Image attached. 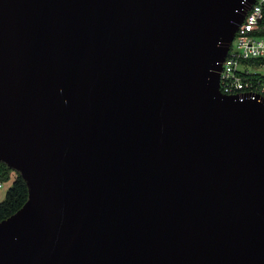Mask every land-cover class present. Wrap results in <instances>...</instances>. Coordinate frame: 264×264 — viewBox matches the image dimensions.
Segmentation results:
<instances>
[{
	"label": "water",
	"instance_id": "obj_1",
	"mask_svg": "<svg viewBox=\"0 0 264 264\" xmlns=\"http://www.w3.org/2000/svg\"><path fill=\"white\" fill-rule=\"evenodd\" d=\"M257 0H0V264H264V105L220 89Z\"/></svg>",
	"mask_w": 264,
	"mask_h": 264
},
{
	"label": "built area",
	"instance_id": "obj_2",
	"mask_svg": "<svg viewBox=\"0 0 264 264\" xmlns=\"http://www.w3.org/2000/svg\"><path fill=\"white\" fill-rule=\"evenodd\" d=\"M263 8L264 0H257L247 12L223 64L220 89L240 101L264 105V66L248 64L251 60L264 59Z\"/></svg>",
	"mask_w": 264,
	"mask_h": 264
},
{
	"label": "trees",
	"instance_id": "obj_3",
	"mask_svg": "<svg viewBox=\"0 0 264 264\" xmlns=\"http://www.w3.org/2000/svg\"><path fill=\"white\" fill-rule=\"evenodd\" d=\"M248 64L256 67L260 65L264 66V59L251 60L248 61ZM13 173H16L17 176L13 180L12 186L7 192L4 201L0 203V222L17 212L28 200L29 189L26 181L19 173L9 168L5 163L0 162V183L11 181Z\"/></svg>",
	"mask_w": 264,
	"mask_h": 264
},
{
	"label": "rangeland",
	"instance_id": "obj_4",
	"mask_svg": "<svg viewBox=\"0 0 264 264\" xmlns=\"http://www.w3.org/2000/svg\"><path fill=\"white\" fill-rule=\"evenodd\" d=\"M16 173H13L11 181L7 183H0L2 186H0V203H2L5 199V196L7 192L9 191L10 187L12 186L13 180L16 177Z\"/></svg>",
	"mask_w": 264,
	"mask_h": 264
}]
</instances>
